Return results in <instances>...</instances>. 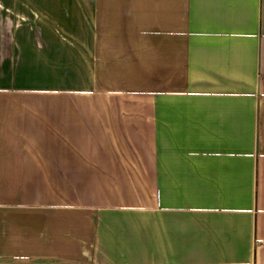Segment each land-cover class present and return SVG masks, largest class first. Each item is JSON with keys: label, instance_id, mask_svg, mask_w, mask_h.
<instances>
[{"label": "crops", "instance_id": "0c3cea01", "mask_svg": "<svg viewBox=\"0 0 264 264\" xmlns=\"http://www.w3.org/2000/svg\"><path fill=\"white\" fill-rule=\"evenodd\" d=\"M0 264H264V0H0Z\"/></svg>", "mask_w": 264, "mask_h": 264}]
</instances>
